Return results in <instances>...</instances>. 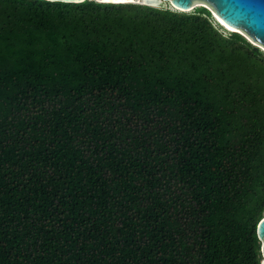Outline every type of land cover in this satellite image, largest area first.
Listing matches in <instances>:
<instances>
[{
	"label": "trees",
	"instance_id": "trees-1",
	"mask_svg": "<svg viewBox=\"0 0 264 264\" xmlns=\"http://www.w3.org/2000/svg\"><path fill=\"white\" fill-rule=\"evenodd\" d=\"M264 50L206 7L0 0V264H262Z\"/></svg>",
	"mask_w": 264,
	"mask_h": 264
},
{
	"label": "water",
	"instance_id": "water-1",
	"mask_svg": "<svg viewBox=\"0 0 264 264\" xmlns=\"http://www.w3.org/2000/svg\"><path fill=\"white\" fill-rule=\"evenodd\" d=\"M46 1L79 3L78 0ZM139 4L181 12H190L199 6L206 7L213 17L217 16L225 25L234 28V32L242 34L264 50V0H140ZM257 234L264 258V218L259 222Z\"/></svg>",
	"mask_w": 264,
	"mask_h": 264
},
{
	"label": "snow or ice",
	"instance_id": "snow-or-ice-1",
	"mask_svg": "<svg viewBox=\"0 0 264 264\" xmlns=\"http://www.w3.org/2000/svg\"><path fill=\"white\" fill-rule=\"evenodd\" d=\"M79 3H85V0H78ZM103 4H136L140 3V0H100ZM223 22V21H222Z\"/></svg>",
	"mask_w": 264,
	"mask_h": 264
},
{
	"label": "bare ground",
	"instance_id": "bare-ground-1",
	"mask_svg": "<svg viewBox=\"0 0 264 264\" xmlns=\"http://www.w3.org/2000/svg\"><path fill=\"white\" fill-rule=\"evenodd\" d=\"M215 19L217 20V22H220V24L222 23V24L224 25V27H226V29L235 30L234 28H231V27L225 25L222 21H220V20L217 18V16H215Z\"/></svg>",
	"mask_w": 264,
	"mask_h": 264
},
{
	"label": "rangeland",
	"instance_id": "rangeland-1",
	"mask_svg": "<svg viewBox=\"0 0 264 264\" xmlns=\"http://www.w3.org/2000/svg\"><path fill=\"white\" fill-rule=\"evenodd\" d=\"M215 19V18H214ZM215 21H216V19H215ZM224 28V27H223ZM224 32H225V34H227L228 33V30L226 29V28H224Z\"/></svg>",
	"mask_w": 264,
	"mask_h": 264
}]
</instances>
